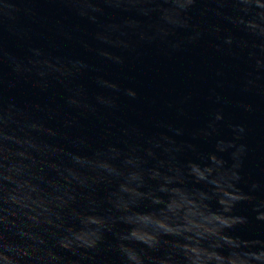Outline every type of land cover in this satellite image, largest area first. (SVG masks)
<instances>
[{
    "label": "water",
    "instance_id": "95a60500",
    "mask_svg": "<svg viewBox=\"0 0 264 264\" xmlns=\"http://www.w3.org/2000/svg\"><path fill=\"white\" fill-rule=\"evenodd\" d=\"M0 264H264V0H0Z\"/></svg>",
    "mask_w": 264,
    "mask_h": 264
}]
</instances>
